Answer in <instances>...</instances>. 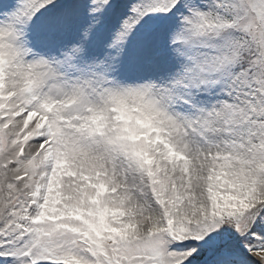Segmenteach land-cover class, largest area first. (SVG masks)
Masks as SVG:
<instances>
[{"label":"snow or ice","instance_id":"6c2138e0","mask_svg":"<svg viewBox=\"0 0 264 264\" xmlns=\"http://www.w3.org/2000/svg\"><path fill=\"white\" fill-rule=\"evenodd\" d=\"M0 264H264V0H0Z\"/></svg>","mask_w":264,"mask_h":264}]
</instances>
